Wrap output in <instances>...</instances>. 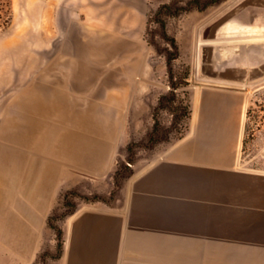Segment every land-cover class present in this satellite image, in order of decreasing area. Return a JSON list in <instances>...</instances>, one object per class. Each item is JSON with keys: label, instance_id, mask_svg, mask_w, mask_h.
Returning <instances> with one entry per match:
<instances>
[{"label": "rangeland", "instance_id": "374dc122", "mask_svg": "<svg viewBox=\"0 0 264 264\" xmlns=\"http://www.w3.org/2000/svg\"><path fill=\"white\" fill-rule=\"evenodd\" d=\"M247 27L264 30V0H0V264H66L75 217L120 209L197 86H249L261 167L264 41Z\"/></svg>", "mask_w": 264, "mask_h": 264}, {"label": "crops", "instance_id": "0c3cea01", "mask_svg": "<svg viewBox=\"0 0 264 264\" xmlns=\"http://www.w3.org/2000/svg\"><path fill=\"white\" fill-rule=\"evenodd\" d=\"M241 80L192 90L185 133L120 209L75 217L66 264H264V164L244 156Z\"/></svg>", "mask_w": 264, "mask_h": 264}, {"label": "bare ground", "instance_id": "6f19581e", "mask_svg": "<svg viewBox=\"0 0 264 264\" xmlns=\"http://www.w3.org/2000/svg\"><path fill=\"white\" fill-rule=\"evenodd\" d=\"M221 30H224L226 32H233V33L237 32V31H235V29H233L230 26H227V27H225V28H223ZM245 31L247 32V34H249V36L248 37H243L242 40L249 41V42H257V41H261V40L264 41V30H263V28L247 27L245 29ZM245 36H247V35H245ZM219 39L223 40L224 37H220ZM216 42L217 41H209V43H207V44H214Z\"/></svg>", "mask_w": 264, "mask_h": 264}, {"label": "trees", "instance_id": "16d2710c", "mask_svg": "<svg viewBox=\"0 0 264 264\" xmlns=\"http://www.w3.org/2000/svg\"><path fill=\"white\" fill-rule=\"evenodd\" d=\"M188 112H189L188 114L190 115L191 112L190 111H188Z\"/></svg>", "mask_w": 264, "mask_h": 264}]
</instances>
